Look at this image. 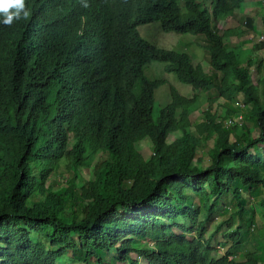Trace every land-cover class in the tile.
<instances>
[{
    "label": "trees",
    "instance_id": "obj_1",
    "mask_svg": "<svg viewBox=\"0 0 264 264\" xmlns=\"http://www.w3.org/2000/svg\"><path fill=\"white\" fill-rule=\"evenodd\" d=\"M183 1L25 0L28 19L0 23V264H66L64 257L77 250L87 262L110 255L111 264H236L242 251L244 264H260L257 249L242 242L255 211L244 220L248 210L234 181L261 187L255 205L264 213L263 159L250 151L264 146V69L255 66L253 82L252 49L224 43L241 31L218 34L213 27L245 0ZM156 21L165 33L204 37L221 80L187 53L143 38L139 27ZM252 23L243 24L251 31ZM152 62L166 63L165 72L192 90L186 96L169 85L170 100L156 119L154 92L167 83L144 77ZM238 93L255 137L237 126L240 136L231 140L224 118L233 109L224 117L206 109L205 138L191 133L190 112L219 98L230 103ZM173 132L180 136L166 142ZM145 137L148 157L135 148ZM212 137L211 163L203 167L196 156ZM98 152L107 158L94 161ZM52 174L68 176V202L47 185ZM196 194L208 214L223 194L236 201L237 225L225 234L230 243L221 257L211 240L227 222L206 237L210 218L199 221Z\"/></svg>",
    "mask_w": 264,
    "mask_h": 264
},
{
    "label": "rangeland",
    "instance_id": "obj_2",
    "mask_svg": "<svg viewBox=\"0 0 264 264\" xmlns=\"http://www.w3.org/2000/svg\"><path fill=\"white\" fill-rule=\"evenodd\" d=\"M206 5L210 6L211 0H205ZM181 5H183L184 1L180 0ZM246 18H251L253 20L252 29L249 31L245 26L244 20ZM213 27L218 34H222L224 30L229 28H236L238 31H241L240 36L235 39L225 38L224 43L225 47L233 48L237 46V44H241L245 47L244 40L250 42V47H252V53L250 54V58L254 63V66L250 69L252 75V81L255 82L257 80L258 74L256 72V65L261 63L262 69H264V47L260 48L261 36L264 39V6L262 3H258L257 0H245L243 3V7L241 9H235L233 16L231 19L226 21H213ZM246 27V28H245ZM139 32L141 36L150 42L155 44V47L167 51H173L176 53H187L194 65H201L209 76L214 79V81H220L222 74L216 73L211 68L210 57L208 52L203 47L205 44L204 37H196L190 34H176V33H165L160 29V23L158 21L146 24V26L139 27ZM250 38V40H249ZM240 45V46H241ZM243 47V48H244ZM254 47V48H253ZM166 63L160 62H152L149 65L143 67V75L145 78L149 80H163L166 81L167 84L161 85L154 92V100L152 104V118L156 119L159 113V109H161L165 104H167L170 100V92L169 85L175 87L177 91L183 95L190 96L191 94V86L187 84H181L176 76L172 73H166L165 67ZM217 95L216 89H211L209 96L214 98ZM242 102H244L243 95L241 93L236 94L235 99L232 101L225 102L222 98L214 101L212 103L205 102L198 109L190 112V123H191V133L196 136H201L205 138V130L203 128V124L206 121L205 110L210 109L216 111V115L220 117H224L226 113V109H233V115L225 116L224 125L225 128H228L231 131V140H236L240 136V132L237 129L239 126L240 131L246 132L248 136L255 137L258 134V129L254 123H251L248 119L249 111L246 107L242 106ZM229 119L231 120L229 122ZM236 125V127H235ZM235 127V128H234ZM180 136V132H173L166 137V142H171L175 138ZM243 138L241 139V143ZM215 137H212L209 140L204 141V147H202L196 158L200 157L199 165L206 167L211 163V155L210 149L214 146ZM135 148L141 153L143 157H148L151 153V141L148 137H145L135 143ZM253 154L261 157L263 159L264 165V146L257 145V147L250 150ZM107 158V155L103 152H98L94 161H101ZM92 171V167L85 168V173H90ZM70 176H73V173L70 172ZM66 177L67 175L60 174H52L51 178L47 181V185L54 187L55 192L62 195L66 202H68V196L64 194L66 189ZM80 180L78 179L76 182L79 184ZM234 186L238 187L241 191V204L248 210L247 214H245V218L250 220V210L255 211L253 213V224L250 226V222L247 223L249 225L244 226L243 233L246 235L242 238V242H245V247L250 250L253 247L257 249L255 257L261 260V264H264V213L263 210L257 207L256 202L260 199L261 190L259 185L251 184V185H242L239 180L234 181ZM196 197V206L193 205V208L199 209L200 216L199 221L206 219L208 216L210 218L209 223L206 226L205 236H209L212 231H214L220 222H227L221 230L217 231L213 234L211 245L216 248L213 252L217 257H221L224 255L229 245L230 239L226 238L225 234L228 231H231L237 225V217L234 216V212L236 211V201L233 199L231 194H223L219 199L215 201L214 210L208 214L207 210L204 209V199L201 198L200 194L194 195ZM211 199L214 200L216 194L210 195ZM76 211L80 216L82 214L81 209L76 206ZM257 221V222H256ZM181 223V220H179ZM244 225V224H243ZM43 242L45 241V237L42 238ZM114 255V254H112ZM84 253L80 250L77 251H69L68 254L64 257V261L66 264H111L114 262V258L110 255L105 256L103 254L100 255V259L103 258V262H95L94 260H90L89 262L85 261ZM231 258V257H230ZM112 260V261H110ZM236 264H244L245 254L240 251L235 256ZM116 263V262H115ZM117 264H129V261L125 263H117Z\"/></svg>",
    "mask_w": 264,
    "mask_h": 264
},
{
    "label": "clouds",
    "instance_id": "obj_3",
    "mask_svg": "<svg viewBox=\"0 0 264 264\" xmlns=\"http://www.w3.org/2000/svg\"><path fill=\"white\" fill-rule=\"evenodd\" d=\"M31 15L26 8L25 0H0V16L3 17L0 23L4 26H11L14 21L28 19Z\"/></svg>",
    "mask_w": 264,
    "mask_h": 264
},
{
    "label": "crops",
    "instance_id": "obj_4",
    "mask_svg": "<svg viewBox=\"0 0 264 264\" xmlns=\"http://www.w3.org/2000/svg\"><path fill=\"white\" fill-rule=\"evenodd\" d=\"M235 38H237V37H230L229 39L231 41V39H235ZM244 43L246 44L245 47L243 46L244 48H248L249 50H250V48H252V47H250V42H248L247 40H244ZM240 45L241 44H237V46H240ZM260 190H261V196H260V198H261L262 197V189H261V187H260ZM259 263L261 264V261H259Z\"/></svg>",
    "mask_w": 264,
    "mask_h": 264
},
{
    "label": "built area",
    "instance_id": "obj_5",
    "mask_svg": "<svg viewBox=\"0 0 264 264\" xmlns=\"http://www.w3.org/2000/svg\"><path fill=\"white\" fill-rule=\"evenodd\" d=\"M258 1V3L260 2V3H262V5L264 6V0H257ZM249 40H250V38H249ZM263 41V37L261 36V39L259 40V42L261 43ZM231 120L229 119V122H230Z\"/></svg>",
    "mask_w": 264,
    "mask_h": 264
}]
</instances>
